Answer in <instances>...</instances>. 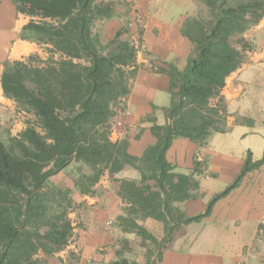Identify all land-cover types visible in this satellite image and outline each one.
I'll return each mask as SVG.
<instances>
[{"label":"trees","instance_id":"trees-1","mask_svg":"<svg viewBox=\"0 0 264 264\" xmlns=\"http://www.w3.org/2000/svg\"><path fill=\"white\" fill-rule=\"evenodd\" d=\"M18 13L29 16L21 39L45 43L49 53L41 65H31L30 55L6 59L0 75L4 96L33 116L25 128L0 140V264H41L38 252L53 254L70 241L73 225L68 216L73 200L68 189L48 186L47 179L71 161L90 168L74 179L81 193H92L104 171L117 173L126 165L139 180L121 179L118 195L128 203L130 216L120 218L133 232L161 245L175 227L200 222L214 203L227 195L249 171L261 166L264 156L252 160L248 151L231 183L214 194L205 208L187 215L174 201L190 198L195 184L191 175L174 172L166 159L173 139L184 137L202 143L210 131H226V106L221 89L250 48L241 34L264 15V0H203L207 18L188 17L181 34L193 45L182 70L168 63L157 71L170 79L166 122L152 118L150 132L156 141L140 156L128 152V141L111 140L108 122L112 108L129 92L136 72V48L120 32L99 51L91 27L95 19L109 16L112 6L97 0H13ZM240 35L236 46L231 38ZM40 60V59H39ZM175 88V89H174ZM194 167L198 162L194 160ZM151 182L157 188L151 187ZM163 222L158 241L133 215ZM114 264H137L125 258ZM144 264H154L148 259Z\"/></svg>","mask_w":264,"mask_h":264},{"label":"crops","instance_id":"crops-1","mask_svg":"<svg viewBox=\"0 0 264 264\" xmlns=\"http://www.w3.org/2000/svg\"><path fill=\"white\" fill-rule=\"evenodd\" d=\"M169 1L177 3V0ZM176 3L175 10L174 7L171 12L160 9L157 18H149L146 22L143 42L153 60L137 54L138 67L130 81L129 92L108 123L110 139H126L128 152L135 156H140L148 145L155 143L149 130L151 119L155 118L157 124L163 125L166 118L162 108L171 100L169 77L152 69L151 63H170L182 70L192 50L191 42L181 34L185 15ZM27 21L26 15L16 11L13 0H0V75L4 60L19 59L33 50V43L19 36ZM242 35L250 48L244 51L243 62L226 77L221 89L227 113L226 131H210L201 144L177 137L166 151V159L174 166L173 171L192 177L196 176L193 169L196 155L197 160L206 158V167L218 180L202 178L200 185L205 184L210 192H220L233 181L248 151L252 160L264 156V15ZM25 115L13 100L4 96L0 84V132L4 129L10 136L18 134L25 128ZM116 177L138 181L139 173L126 165ZM101 182L99 180L94 188ZM102 187L104 185L94 197L83 194L79 199H88V204L100 201L98 193L103 192ZM99 208L95 206L94 210ZM209 221L213 223V229L206 233L215 240L226 242L219 245V257H223L222 264H228L230 256L240 250L241 243L246 244L254 238L258 223L264 222V160L258 169L247 172L235 188L216 201L210 215L198 223ZM202 229L205 232V228ZM86 236L89 247L82 252L78 264H85L86 258L98 257L94 251L97 239ZM178 260L180 264H187L185 257L174 252L162 254L159 264H176ZM219 260L217 258V262Z\"/></svg>","mask_w":264,"mask_h":264},{"label":"rangeland","instance_id":"rangeland-1","mask_svg":"<svg viewBox=\"0 0 264 264\" xmlns=\"http://www.w3.org/2000/svg\"><path fill=\"white\" fill-rule=\"evenodd\" d=\"M97 1L108 2L112 6L111 14L106 17L95 19L91 27L92 35L96 40L99 51L105 52L104 47L107 42L112 39L116 33L120 32L119 38L128 40L136 48V56L140 54L141 58L152 59V56L149 55V50L146 49L143 42V31L146 22H148L149 18H157L156 16L159 15L158 11L160 9H166V11L169 10L171 12L174 7L175 10L176 6L174 5L176 2L169 0ZM176 5H178L179 9L182 10L181 12L184 13V20L188 17L207 18L209 15V10L203 0H177ZM27 17L29 20L30 17ZM242 34L241 36L243 37ZM239 37L240 35H235L231 38V41L236 46H238L236 40ZM27 41L33 43V50L19 59L27 58L30 55H36L40 60L32 58L28 62L31 65H41L42 60H45L50 55L53 59L59 58L58 53H49L47 51V45L45 43H37V41L33 39ZM192 53L193 45L189 56ZM166 64L167 63H164V65L151 63L150 67L157 71L159 67H165ZM137 67L138 65L136 64V69ZM133 76L129 80V86ZM121 101L122 99L113 106L111 118L114 117L118 108L121 107ZM20 110L25 112L22 109ZM26 120L32 121L33 116L26 113L23 121L26 122ZM0 135H2V141L8 144L9 138L11 137L10 133L2 129ZM197 157L196 155V158ZM196 158H194V160L198 162V165L197 167H193L194 171H196V176L193 177L195 184L189 191L190 198L184 201H174L171 203L172 207H177L187 215H194L201 212L205 208L207 201L214 194L219 192V190L210 192L205 184L200 185L202 178L204 180L212 179L215 182L218 180L216 174H214L210 168L208 170L206 167V158L200 160ZM87 174H90L89 167L80 162L71 161L64 169L59 171V173L47 179L46 182L48 186H55L70 191L73 206L69 210L68 216L73 225V233L69 243L61 250L48 255L38 252L35 257L41 264H78L82 252L84 250L86 251L89 247L87 246L89 242L86 243L87 234L97 239V245L94 251L98 253V257L86 258L85 264H114L113 262L115 260L121 258H125L137 264H144L147 259L154 264H159L162 254H169V252L177 253V255L182 258L185 257L187 264H222L223 257H219L221 252V247L219 245L226 244V242L215 240L206 233L212 228L213 223L209 221L203 224L198 222L181 224L179 227H175L169 241L161 245L154 244L137 235L120 219L121 217L125 218L130 216V214L128 212V203L123 201L118 195L119 181L121 179L116 177L117 173H110L105 170L99 179L102 180V182L97 188H94L96 186L95 184L92 188V193L84 194L74 186V179ZM102 185H104L101 189L103 192L101 194L98 193L100 201L88 204V199H79V196L83 194L94 197L97 190H99ZM150 185L154 189L157 188L156 183L151 182ZM95 206H100V208L94 210ZM133 216L137 223L145 227L158 241L162 239L164 236L162 221L140 214ZM202 228H205V232ZM229 243H232V245L235 244H233V242ZM241 244L240 250L230 256L228 264H264V222L261 221L258 223L256 234L252 240L246 244H243V242ZM217 258L220 259L218 262ZM178 261L179 262L176 264H180V260Z\"/></svg>","mask_w":264,"mask_h":264}]
</instances>
